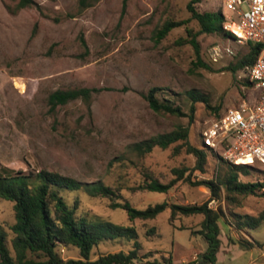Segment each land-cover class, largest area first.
<instances>
[{
	"label": "rangeland",
	"instance_id": "obj_1",
	"mask_svg": "<svg viewBox=\"0 0 264 264\" xmlns=\"http://www.w3.org/2000/svg\"><path fill=\"white\" fill-rule=\"evenodd\" d=\"M18 1L0 0V170L27 174L47 170L82 183L101 181L122 188L123 199L139 210L163 202L184 206L208 202L224 213V230L232 212L256 216L264 210V188L258 196L239 197V206L228 204L224 189L212 200L208 188L185 180L166 194L139 190L146 180L144 169L163 184L176 178L175 169H189L185 178L197 183L220 180L229 165L210 154L205 173L195 171L197 159L182 142L167 150L156 148L143 159L129 150L135 143L180 129H189L190 144L203 149L201 135L206 122L216 117L215 109L223 114L255 99V89L238 79L241 71L228 69L249 52L248 44L201 34L202 59L210 67L206 69L197 66L190 44L178 43L187 38V28L200 30L197 21L175 28L158 42L156 33L166 20L191 18L190 0H100L81 13L78 0H34L36 6L12 14L7 5L15 7ZM224 4L202 0L198 10H222L239 22ZM216 46L223 54L218 61L211 55ZM227 48L234 54L229 55ZM75 88L96 89L90 105L76 100L50 110L51 93ZM154 88L160 89L161 102L180 113L155 112L147 99ZM254 167L240 181L264 185V165ZM63 195L70 205L78 203L80 215L132 224L144 263L187 260L207 249L203 235L195 233L202 230V215L178 216L171 223L167 209L153 220L130 223L127 213L112 209L109 200L91 197L85 190ZM15 222L14 204L1 200L0 225L9 239ZM152 228L156 232L149 236ZM133 248V242L123 239L104 242L94 248L91 260ZM60 252L66 260L81 258L74 247Z\"/></svg>",
	"mask_w": 264,
	"mask_h": 264
},
{
	"label": "trees",
	"instance_id": "obj_2",
	"mask_svg": "<svg viewBox=\"0 0 264 264\" xmlns=\"http://www.w3.org/2000/svg\"><path fill=\"white\" fill-rule=\"evenodd\" d=\"M100 0H78L79 12L86 11L96 6ZM202 0H190L187 8L191 14L188 20L176 21L168 19L156 33V40H165L169 33L175 28L187 26L191 20L200 25V30L195 32L187 28V38L178 40L179 44H190L197 54V66L210 69L201 55V45L198 37L201 34L219 35L233 39V36L223 28L225 21L222 10L218 12H199L198 6ZM36 6L34 0H19L15 7L7 5L12 14L21 10ZM75 17V16H71ZM249 52L244 55L237 64L228 67L233 72L244 71L252 67L261 53V45L248 43ZM245 85L251 86L247 79H242ZM159 88L152 89L147 99L150 107L157 113L167 112L180 113L178 108L161 102L157 96ZM96 89L75 88L57 90L48 97V106L51 111H56L61 106H66L73 101L82 100L90 105ZM216 117H219V109H215ZM189 129L174 130L168 133L158 134L129 147L130 153L138 159L145 158L154 149H169L172 145L182 142L187 152L193 154L197 159L195 171L205 173L207 160L210 154L223 160L219 155L212 152L204 145L199 149L189 142ZM180 146L176 147L177 153ZM228 166L227 174L220 180H203L192 183L191 178H185L189 169H175L176 178L167 184L159 182L148 169H144L146 180L138 187L139 190L166 194L178 182L185 180L195 186H205L212 194V200L219 198L221 190L224 189L230 206H239V197L249 195L258 196L264 188L260 183H243L240 176H247L255 170L250 165H234L225 161ZM85 190L91 197L106 199L111 202L112 209H121L127 213L130 223L136 220L148 221L155 219L165 210H171L170 221L173 223L179 216L202 215V230L199 232L207 242V249L199 257L189 264H216L217 254L220 250L221 229L219 222L224 218V213L214 210L209 203L201 205H178L168 202L151 205L145 210L136 209L130 202L122 197V188H113L101 181L94 183H82L74 178L60 175L56 172L41 170L37 173H25L14 171L9 168L0 170V201L5 200L14 204L16 222L10 227L12 238L0 225V264H136L141 261L139 236L136 228L131 224L123 226L114 224L100 218H89L78 213V203L70 205L64 197V192H75ZM231 224L236 229L250 232L264 226V210L258 215H241L232 212ZM182 230L187 228H181ZM155 229L149 230V236L155 233ZM123 239L134 243L130 252H116L101 255L97 260H91V254L95 247L104 242ZM240 245L250 249L254 246L245 240H240ZM12 247V250H11ZM74 247L80 250L81 258L64 259L60 248ZM141 264H173L171 259L164 262H143Z\"/></svg>",
	"mask_w": 264,
	"mask_h": 264
},
{
	"label": "built area",
	"instance_id": "obj_3",
	"mask_svg": "<svg viewBox=\"0 0 264 264\" xmlns=\"http://www.w3.org/2000/svg\"><path fill=\"white\" fill-rule=\"evenodd\" d=\"M225 8L239 18L224 15L223 28L239 44L261 45V53L252 67L241 72L255 89V99L229 109L206 122L203 144L234 165H264V0H224ZM229 55L234 52L227 48ZM211 55L215 61L223 57L216 46Z\"/></svg>",
	"mask_w": 264,
	"mask_h": 264
},
{
	"label": "crops",
	"instance_id": "obj_4",
	"mask_svg": "<svg viewBox=\"0 0 264 264\" xmlns=\"http://www.w3.org/2000/svg\"><path fill=\"white\" fill-rule=\"evenodd\" d=\"M221 234V246L217 254L216 264H264V229L262 227L250 232L238 230L233 224L222 227L219 222ZM240 240L253 243L250 249L240 245ZM199 253H194L190 259L174 260L173 264H189L199 257Z\"/></svg>",
	"mask_w": 264,
	"mask_h": 264
}]
</instances>
